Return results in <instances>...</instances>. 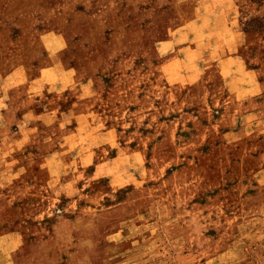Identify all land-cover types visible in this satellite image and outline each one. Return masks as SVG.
I'll return each instance as SVG.
<instances>
[{
  "label": "rangeland",
  "instance_id": "374dc122",
  "mask_svg": "<svg viewBox=\"0 0 264 264\" xmlns=\"http://www.w3.org/2000/svg\"><path fill=\"white\" fill-rule=\"evenodd\" d=\"M0 264H264V0H0Z\"/></svg>",
  "mask_w": 264,
  "mask_h": 264
}]
</instances>
